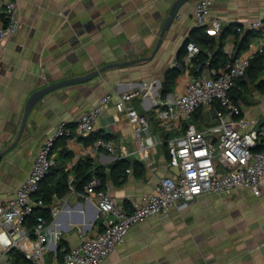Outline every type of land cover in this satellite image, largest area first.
Listing matches in <instances>:
<instances>
[{"label":"crops","instance_id":"1","mask_svg":"<svg viewBox=\"0 0 264 264\" xmlns=\"http://www.w3.org/2000/svg\"><path fill=\"white\" fill-rule=\"evenodd\" d=\"M174 1L21 0V27L7 42L0 59L3 150L15 141L28 98L48 75L56 81L86 74L109 62L152 54ZM198 1H191L180 11L151 61L110 69L87 83L50 93L34 107L29 129L13 150L0 157L2 200L15 196L48 131L62 123L75 125L73 136L56 141V169L47 176L43 187L51 186L62 169L70 171L73 182L74 166L87 157L96 166L106 167L108 175L117 159H128L141 164L142 175L132 166L123 183L117 184L108 176L105 188L120 205L131 207L135 200L153 191L163 177L177 171L170 165L167 139L182 134L189 123L208 129L216 118L212 109H202L184 123V130L166 131L158 116L163 102L184 91L190 73L197 74L192 71V64L185 66L171 91L164 95L165 74L177 65L188 40L194 42V31L202 26L210 30L213 19L222 21V31L228 30L224 45L228 57L236 54L254 22H264V0H213L209 21L198 25ZM258 32L253 41L263 33ZM185 56L186 53L181 56L183 62ZM129 91H140L133 104L150 119L142 139L136 136L127 113L116 107L120 96ZM109 93L112 100L96 121L94 133L110 134L118 150L115 154L102 150L92 155L88 151L93 134L81 139L77 121ZM247 114L256 118L253 113ZM97 201L96 195L85 199L71 192L54 196L53 205L60 212L48 229L53 238L56 236L58 244L54 242L52 247L60 250V260L66 250L104 229ZM246 202L253 205L252 209L242 210ZM103 264H264V194L255 196L249 190H238L232 194L203 195L187 208H171L166 217L151 216L134 225L123 244Z\"/></svg>","mask_w":264,"mask_h":264},{"label":"built area","instance_id":"2","mask_svg":"<svg viewBox=\"0 0 264 264\" xmlns=\"http://www.w3.org/2000/svg\"><path fill=\"white\" fill-rule=\"evenodd\" d=\"M212 1L197 2L198 25L209 21ZM0 9L1 59L7 42L21 27V0H0ZM250 27L263 33L241 55L232 53L224 64L208 65L197 75L190 73L184 91L163 102L158 116L161 126L168 132L184 130V123L200 109H212L216 118L215 124L208 129L189 123L182 134L167 139L170 165L177 171L163 177L153 191L135 200L131 207L120 205L108 189H99L101 179L96 175L81 188L71 186L70 192L80 198L90 199L96 195L104 229L66 250L62 260L60 250L52 247L54 242L58 243L56 236L53 238L49 233L47 218L37 216L32 227L26 222L37 207L45 206L36 193L56 165L53 157L56 141L60 137L73 136V130L66 123L49 130L15 196L9 201L0 198V264H14V251L20 252L27 264H103L110 253L123 244L130 229L151 216L166 217L171 208H187L203 195L232 194L238 190L263 195L264 123L247 117L243 102L232 96L237 81L246 75L252 61L264 53V22H254ZM222 28V21L213 19L209 32L218 35ZM199 52L200 46L190 42L183 65L189 67ZM208 54L211 55L210 50ZM140 95V91L123 93L116 107L127 113L136 136L142 139L150 119L133 104ZM111 100L112 95L106 94L81 115L76 125L80 135L89 136L96 131V121ZM2 150L0 142V153ZM102 150L115 154L118 146L112 139L98 137L88 153L95 155ZM59 212L57 206L51 205L52 217H57Z\"/></svg>","mask_w":264,"mask_h":264},{"label":"trees","instance_id":"3","mask_svg":"<svg viewBox=\"0 0 264 264\" xmlns=\"http://www.w3.org/2000/svg\"><path fill=\"white\" fill-rule=\"evenodd\" d=\"M194 33V36L191 39H194L196 44L200 46V52L196 55L192 62V71L196 74H199L200 71H203L208 65L217 66L219 64H224L228 55L224 50L225 40L228 36V30L223 29L222 33L218 35H212L209 32L208 27L202 26L197 28ZM260 32L256 30H249L242 38L240 47L235 55H241L249 46V44L253 41L254 37H256ZM194 37V38H193ZM181 50L180 58L178 59L177 65L170 68L165 74V80L163 82L164 87V95L171 91V87L175 81V79L184 71L185 66L183 65V60L181 56L188 52V43ZM211 51V55L208 54V51ZM198 69H200L198 71ZM264 73V53L258 55L253 61L248 69L246 75L237 81L235 88L232 91V96L236 101H242L244 104H249L248 100V92L250 84H253L258 92L264 94V79H261V75ZM261 79V80H260ZM199 111H202L200 109ZM68 128L74 129L75 125L73 124H65ZM83 136H81V139ZM98 137H105L107 139H111L110 134H103L100 132L93 133L90 139L94 142ZM66 153V151H64ZM57 164V163H56ZM139 162H132L128 159H117L110 166L109 175L106 172V167L104 166H96L91 157H87L79 160L74 166L75 180L70 182V171H66L64 169L58 172L59 176L55 179L51 186L43 187V181L41 183L40 190L36 193V197L44 200L45 206L37 207L34 212L28 217L27 225L32 227L35 223L36 217L39 215H43L47 218L48 223L52 221L51 214V205H53L54 196L63 197L67 193L71 191V186L73 185L76 188H81L85 182L90 180L93 175L98 176L101 179V185L99 189H105L108 176L111 177L115 183L121 184L126 180V175L128 169L132 166L138 171L141 175L143 170H140ZM56 169V165L52 168L50 173H53ZM47 178V177H46ZM14 264H27V260L25 257L17 251L12 253ZM59 257H61V253L59 252Z\"/></svg>","mask_w":264,"mask_h":264},{"label":"water","instance_id":"4","mask_svg":"<svg viewBox=\"0 0 264 264\" xmlns=\"http://www.w3.org/2000/svg\"><path fill=\"white\" fill-rule=\"evenodd\" d=\"M191 1L193 0H175L173 2L169 10V14L164 20L161 31L159 33L157 44L152 54L148 56H141L138 58H132V59L124 60V61L109 62L108 64H105L99 68H96L86 74L77 75V76H69V77L56 80V81L52 80L51 77L48 75V77H46L45 79L46 81L43 84L41 83L40 87L36 89L28 98V101L24 109V114H23L19 133L15 141L7 149L3 150L0 153V157L5 156L7 153H9L11 150H13L18 145L24 132L29 129L28 121L32 113V110L40 101H42L50 93L64 90L66 88H70V87H73L79 84L87 83L88 81L100 76L102 73L110 69L124 68V67L135 65L140 62L151 61L156 56L159 49L161 48L167 33L171 30L174 23L176 22V19L180 11L184 8V6H186Z\"/></svg>","mask_w":264,"mask_h":264},{"label":"rangeland","instance_id":"5","mask_svg":"<svg viewBox=\"0 0 264 264\" xmlns=\"http://www.w3.org/2000/svg\"><path fill=\"white\" fill-rule=\"evenodd\" d=\"M261 79H264V73L261 75ZM260 79V80H261ZM248 100L249 104H245L244 106V114L248 117L247 113H253L254 116L258 119V121L263 124L264 123V95L258 92V89L250 84L249 92H248ZM246 111V112H245ZM214 112V111H213ZM253 205L250 202H246L242 205V210L252 209ZM49 262H51L48 256Z\"/></svg>","mask_w":264,"mask_h":264}]
</instances>
